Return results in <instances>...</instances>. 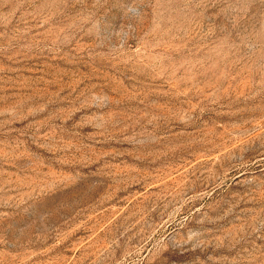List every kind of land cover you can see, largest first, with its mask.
<instances>
[{
	"label": "rangeland",
	"instance_id": "1",
	"mask_svg": "<svg viewBox=\"0 0 264 264\" xmlns=\"http://www.w3.org/2000/svg\"><path fill=\"white\" fill-rule=\"evenodd\" d=\"M0 264H264V0H0Z\"/></svg>",
	"mask_w": 264,
	"mask_h": 264
}]
</instances>
